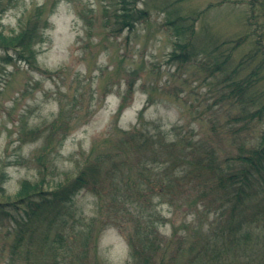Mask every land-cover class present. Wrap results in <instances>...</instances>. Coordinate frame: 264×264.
I'll return each mask as SVG.
<instances>
[{
	"label": "trees",
	"instance_id": "obj_1",
	"mask_svg": "<svg viewBox=\"0 0 264 264\" xmlns=\"http://www.w3.org/2000/svg\"><path fill=\"white\" fill-rule=\"evenodd\" d=\"M115 4L118 32L132 30L150 17V10L140 7L139 0ZM242 5L248 11L246 30L234 40V47L243 49L239 60L233 48L215 43L213 49L199 51L215 65L211 76L220 74V101L235 111L231 122L242 126L232 132L237 152L221 156L193 128L173 125L164 130L156 121L144 119V107L132 128L117 130L115 139L93 144L77 161L76 172L54 184L47 179L51 162L47 157L54 143H60L53 129L63 117L62 110L41 147L39 179L22 181L12 199L4 187L8 176L0 171V220L13 221L9 264H100L95 253V261H88L96 247L89 250L90 240L97 243V228L101 232L107 225L129 229V264H264V0ZM173 8L164 11L166 26L176 40L171 61L183 62L198 51L192 38L195 23L205 11L185 13ZM38 30L33 23L18 35L0 32L5 61L27 62L39 69L34 50ZM133 91L130 86L115 120L127 108ZM82 191L99 198L105 223L98 218L85 223L77 216L75 197ZM165 203L208 221L182 222L183 236L174 223L172 235L166 236L160 228L169 220L158 209Z\"/></svg>",
	"mask_w": 264,
	"mask_h": 264
},
{
	"label": "rangeland",
	"instance_id": "obj_2",
	"mask_svg": "<svg viewBox=\"0 0 264 264\" xmlns=\"http://www.w3.org/2000/svg\"><path fill=\"white\" fill-rule=\"evenodd\" d=\"M115 1L0 0L3 35H18L33 23L39 29L34 48L39 69L27 62H6V51L0 49V171L8 176L4 187L10 198L15 199L22 181L41 177V147L62 110L63 117L53 129L60 143H54L47 157L51 161L47 179L54 184L76 172L77 161L93 144L115 139L117 130L132 128L144 107V119L156 121L164 130L173 125L193 128L221 156L237 152L232 132L242 126L231 122L235 111L220 101V74L211 76L215 65L205 52L215 43L233 48L239 60L243 49L234 47V40L246 30L248 7L242 3L248 0H179L172 6L176 0H139L140 7L150 10V17L132 30L119 32L113 15ZM173 7L185 13L205 11L195 23L192 38L198 51L183 62L171 61L176 40L166 26L164 11ZM202 49L205 54L199 52ZM130 86L134 91L128 106L115 120ZM75 201L77 216L85 223L96 218L106 222L97 196L82 191ZM158 209L169 220L160 228L166 236L172 235L174 223L183 236L182 222L208 221L166 203ZM12 227V220H0V264H9ZM99 232L100 226L97 243L90 240L89 250L96 247L88 261H95V253L100 264H129V229L107 225Z\"/></svg>",
	"mask_w": 264,
	"mask_h": 264
}]
</instances>
